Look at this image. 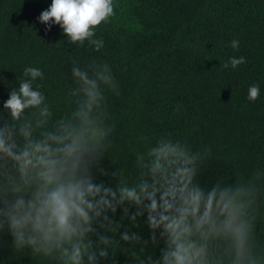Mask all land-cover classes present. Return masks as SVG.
Masks as SVG:
<instances>
[{
    "label": "clouds",
    "instance_id": "clouds-1",
    "mask_svg": "<svg viewBox=\"0 0 264 264\" xmlns=\"http://www.w3.org/2000/svg\"><path fill=\"white\" fill-rule=\"evenodd\" d=\"M113 15L114 0H52L38 19L49 30L59 25L71 44L87 41L99 51L103 40L93 39L94 29ZM243 63L244 57L230 58L223 67ZM71 71L69 110L59 118L41 86L33 88L43 79L36 67L24 69L4 102L8 118L0 113V233L11 235L14 248L54 264H115L121 242L145 246L131 253L136 264H264V242L256 235L257 181L264 172L204 187L196 179L198 165L211 149L193 153L186 143L162 136L137 154L134 183L118 169L109 174L101 164L114 130L106 92L119 95L118 86L107 63L93 60L81 68L73 61ZM259 95V85L250 86L248 99ZM98 175H111L115 186L97 182ZM145 214L150 240L130 228L120 234L125 219L138 227ZM161 242L158 258L143 255L149 243Z\"/></svg>",
    "mask_w": 264,
    "mask_h": 264
},
{
    "label": "trees",
    "instance_id": "trees-1",
    "mask_svg": "<svg viewBox=\"0 0 264 264\" xmlns=\"http://www.w3.org/2000/svg\"><path fill=\"white\" fill-rule=\"evenodd\" d=\"M51 2L0 0V113L5 118L4 102L26 67L42 70L43 79L33 88L41 86L55 119L69 110L73 61L84 68L95 60L109 65L119 91L106 92L107 122L114 130L101 164L109 174L118 169L134 183L140 172L137 154L162 136L186 143L193 153L211 149L198 165L196 179L204 187L264 172V0H114V15L94 29L93 39L103 40L99 51L87 41L71 44L59 25L49 30L39 21ZM233 40L239 41L236 49ZM239 57L246 63L223 67ZM252 85L260 88L255 101L248 99ZM100 181L116 184L111 175H98ZM257 184L256 235L264 242V176ZM121 214L118 209L115 219ZM145 220L146 214L132 227L125 219L120 234L130 228L150 240ZM142 247L121 242L115 264H136L131 253L140 254ZM162 247V242L149 243L143 255L158 258ZM0 264L54 262L28 248L15 249L11 235L3 232Z\"/></svg>",
    "mask_w": 264,
    "mask_h": 264
}]
</instances>
